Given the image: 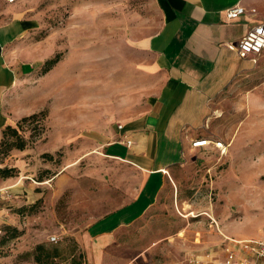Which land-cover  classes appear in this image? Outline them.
<instances>
[{"label": "rangeland", "instance_id": "1", "mask_svg": "<svg viewBox=\"0 0 264 264\" xmlns=\"http://www.w3.org/2000/svg\"><path fill=\"white\" fill-rule=\"evenodd\" d=\"M16 2L35 23L23 41L33 70L9 95L6 110L14 126L39 117L21 124L24 149L0 152V170L10 169L8 177L22 184L20 191L1 190L9 222L0 264H40L39 243L61 253L45 264H189V254L207 253L221 232L264 236V59L214 99L203 136L211 143L175 167L156 202L137 220L94 235L95 221L135 198L142 174L105 154L86 132L93 121L141 110L159 86L160 75L142 68L153 58L137 41L158 30L162 6L158 0ZM0 177L6 179L4 171Z\"/></svg>", "mask_w": 264, "mask_h": 264}, {"label": "crops", "instance_id": "2", "mask_svg": "<svg viewBox=\"0 0 264 264\" xmlns=\"http://www.w3.org/2000/svg\"><path fill=\"white\" fill-rule=\"evenodd\" d=\"M158 1L164 20L137 45L151 54L152 62L143 63L142 68L160 75L159 86L141 110L103 123L93 121L85 129L101 151L138 170L142 183L134 199L95 221L89 227L90 234H110L140 218L156 202L175 167L201 149L193 147L192 141L206 138L214 99L238 76L256 70L264 59V53L255 60L242 57L236 49L247 31L264 21V0ZM238 4L245 12L227 19L226 11ZM34 25L21 13L16 0H0V140L3 129L13 125L6 110L8 97L33 70L23 41ZM125 137L132 139L131 146L124 143ZM7 186L20 191L21 180L0 177V195ZM4 211L0 207L2 226L9 222ZM220 235L219 242L206 248L207 253L192 251L189 264H216L225 257L233 239L241 238L223 232Z\"/></svg>", "mask_w": 264, "mask_h": 264}, {"label": "built area", "instance_id": "3", "mask_svg": "<svg viewBox=\"0 0 264 264\" xmlns=\"http://www.w3.org/2000/svg\"><path fill=\"white\" fill-rule=\"evenodd\" d=\"M244 12L245 8L238 4L226 11V17L229 20H233ZM236 49L242 57H252L255 60L264 53V21L253 25L245 36L237 42ZM118 127L122 129L123 124L119 123ZM124 143L127 146H131L133 141L125 137ZM209 143H211L209 138H199L192 141V146L205 147ZM216 144L219 147L223 146L221 142ZM4 233L5 230L0 225V238ZM225 252V257L216 264H264V236L233 239V243L226 247Z\"/></svg>", "mask_w": 264, "mask_h": 264}, {"label": "trees", "instance_id": "4", "mask_svg": "<svg viewBox=\"0 0 264 264\" xmlns=\"http://www.w3.org/2000/svg\"><path fill=\"white\" fill-rule=\"evenodd\" d=\"M59 61V57L52 58L45 62V66L43 72H48L53 68V66ZM39 117L38 113H34L32 115L23 117L20 122H18L17 126L14 125H7L2 131V138L0 140V152L7 153L9 150L16 148V149H24L27 145V140L24 136L20 134V127L24 121L33 120ZM13 136L12 141L6 139L7 136ZM5 172L6 176H11L9 173L10 169H2ZM26 209V207H22L21 210ZM5 230L4 235L0 238L3 239L6 234V229L2 226ZM16 230V236L20 234L18 229ZM61 255L60 250L57 247H47L43 243H39L35 247V261L40 264H45L50 262L53 258Z\"/></svg>", "mask_w": 264, "mask_h": 264}]
</instances>
